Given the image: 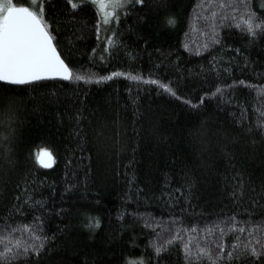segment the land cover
Listing matches in <instances>:
<instances>
[{"label": "trees", "instance_id": "obj_1", "mask_svg": "<svg viewBox=\"0 0 264 264\" xmlns=\"http://www.w3.org/2000/svg\"><path fill=\"white\" fill-rule=\"evenodd\" d=\"M15 2L39 11L33 0ZM197 2L130 4L119 20L108 25L101 20L99 33L100 17L90 0L76 10L67 0L44 4V19L61 58L93 82L0 83V113L9 98L15 110V164L0 162V236L8 237L11 228L26 223L42 226L36 234L51 238L39 256L30 250L14 264H124L126 257L141 256L147 264H186L182 244L190 237L193 249L199 243L218 250L216 244L223 243L224 257L228 251L264 244V232L257 231L264 229V137L257 128L264 123V36L250 43L247 33L235 27L242 15L246 18L241 8L231 10L237 0H223L226 10H220L221 0H205L194 12ZM260 2L251 5L258 15L264 11ZM212 12L217 13L218 44L212 43L203 18ZM222 16L229 17L223 24ZM168 17L176 20L174 26L166 23ZM109 36L115 44L105 52ZM117 71L141 80L120 75L95 83L98 76ZM150 79L170 84L181 99L144 82ZM239 80L247 84L233 85ZM218 84L233 86L223 88L222 96L205 95ZM201 122L206 143L192 134ZM40 148L52 152L51 168L36 163L34 153ZM237 171L245 183L243 195L233 203ZM26 196L31 200L23 203ZM233 216L235 228L230 230L228 218ZM218 222L211 235L204 230ZM192 225L197 231H184ZM31 235L11 232L10 246L17 238L30 242ZM173 235L180 239L154 260L150 242L163 245ZM249 253L247 249L231 264H264V255L254 262Z\"/></svg>", "mask_w": 264, "mask_h": 264}, {"label": "snow or ice", "instance_id": "obj_2", "mask_svg": "<svg viewBox=\"0 0 264 264\" xmlns=\"http://www.w3.org/2000/svg\"><path fill=\"white\" fill-rule=\"evenodd\" d=\"M33 2L38 6L39 11H33L30 7L18 5L15 0H0V82H3L4 86H32L34 82L46 80L49 78L59 77L65 81H83L85 84L93 82L91 75H81L75 72L64 59L61 58L57 50V45L54 43L55 37L51 32L48 31V23L44 19V4L47 0H33ZM87 2V0H67L68 5L71 6L73 10L78 9V7ZM210 3L211 0H208ZM92 6L95 7L97 15L100 19L97 20V32L99 33V25L101 20L103 24L108 25L112 19L119 20L120 13L123 12L127 14V7L130 4H142L143 0H90ZM205 0H198L197 4L194 5V12L204 6ZM252 0H237V3L231 7V10L235 12L237 7L241 8L245 16L240 17V22L235 24V27L240 29L242 32H246L249 36V42L258 36H264V11L260 15L252 8ZM229 5L225 4L223 0L220 3V10H226ZM259 8L264 10V0H261ZM217 13L212 12L210 16L203 17L209 22V27L211 29L210 39L212 43L218 44L219 38L217 36V25L215 23ZM229 19L227 16L220 17V23L223 24L225 20ZM235 20V17H231ZM166 23L169 26H174L176 20L173 17H168ZM99 38V37H98ZM115 44L113 36H109L105 42L104 51H109V45ZM188 46L185 45V48ZM205 49L208 45L203 46ZM95 52L96 49H93ZM239 53L240 50L236 49ZM197 51V55H199ZM103 59V57H101ZM228 71V69H225ZM127 75L130 80H141L140 76H132L127 73H121L119 71L112 72L108 76H98L95 79V83L99 84L101 82L107 81L112 77ZM145 83H151L159 85L163 88L165 92L170 94L177 99H181L177 95V92L168 83H162L158 80L150 79L145 80ZM246 85L245 80L233 81L234 84ZM233 85H217L211 93H205L206 96H216L217 94L223 95V88H231ZM251 87V85H248ZM0 99H3L2 94H0ZM190 103V102H189ZM193 108L196 105H192ZM3 119H0V162L2 164H8L10 166L15 164V161L11 158V153L13 151L11 145L15 137V110L14 101L9 98V104L5 112L0 113ZM77 122L81 119L79 115L76 117ZM257 128L260 131L262 137H264V123H258ZM251 131V129H248ZM206 129H204L203 122L201 126L193 134H197L200 137L201 143H206L203 139ZM83 139V137H81ZM255 143V141H253ZM228 156L227 153H225ZM34 158L37 164L44 168H49L54 162V156L51 151L47 148H40L38 152L34 153ZM230 158V157H229ZM0 164V166H2ZM232 182L234 185H239V187L234 188L230 195L233 197V203L236 202L238 196L243 195V187L245 183V177L243 173L237 171L232 177ZM191 188V184L188 185ZM23 191V190H22ZM180 191V189H177ZM262 192H264V186H262ZM190 196V193L186 195V200ZM19 199V196L16 197ZM31 197L26 196L23 203H28ZM36 203H40L36 201ZM256 201H253V206H256ZM20 215H24L20 208L15 209ZM251 218V213L248 214ZM40 219V218H38ZM177 217L175 220H179ZM232 221L228 225L230 230H234L236 217L228 218ZM249 221H246V223ZM91 223V221H90ZM175 223V221H174ZM218 222L213 227H207L204 230L207 231L209 235L212 234L215 228L220 227ZM99 225V221H96V226ZM147 226V225H146ZM10 227V225H9ZM42 232V226H30L29 224H21L15 228H11V232H31L30 242L23 243L20 239H15L14 247L11 244V232L8 237L0 236V245L2 249L0 250V264H14V262L21 256L27 257L31 250L34 256H39V254L46 247L50 237L47 235H37V230ZM179 231V228L177 229ZM185 232L197 231V225H192L191 229L185 228ZM240 232L244 231V228L239 229ZM258 232H264V229L257 227ZM160 234L157 233V236ZM225 233L221 229V239H223ZM180 236L173 235L171 239L165 240L163 245H158L155 240L151 241V246L154 250V260H158L161 253L168 250L167 246L172 245L176 240H179ZM238 239V237H237ZM8 240V242H5ZM192 238H189V242L182 244V249L184 253V260L186 264H203L207 261L208 264H222V261L227 260L228 264H231L232 260H240L241 255L245 253L247 249H250V256L254 258V262L258 260L259 257L264 255V244L260 245V248L252 247L247 245L246 249H240L238 253L233 251H228L227 256L221 255L225 251V245L223 243L216 244V249L205 246H201L199 243L195 245V249L191 247ZM259 243V241H258ZM14 248L17 249L14 251ZM245 261H247V255L244 256ZM124 264H147L146 259L141 256L136 259L125 258Z\"/></svg>", "mask_w": 264, "mask_h": 264}, {"label": "water", "instance_id": "obj_3", "mask_svg": "<svg viewBox=\"0 0 264 264\" xmlns=\"http://www.w3.org/2000/svg\"><path fill=\"white\" fill-rule=\"evenodd\" d=\"M46 80H60V81H65V80H62L61 78H59V77H54V78H49V79H46ZM0 83H2L3 84V82H0ZM52 166H53V163H52ZM51 166V167H52ZM42 167V166H41ZM51 167H49V168H51ZM44 168V167H43Z\"/></svg>", "mask_w": 264, "mask_h": 264}]
</instances>
